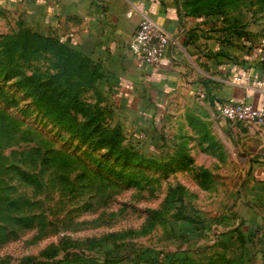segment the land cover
<instances>
[{
	"label": "rangeland",
	"instance_id": "obj_1",
	"mask_svg": "<svg viewBox=\"0 0 264 264\" xmlns=\"http://www.w3.org/2000/svg\"><path fill=\"white\" fill-rule=\"evenodd\" d=\"M175 1L264 39V0ZM83 57L0 6V264H264V184L218 111L189 97L141 115Z\"/></svg>",
	"mask_w": 264,
	"mask_h": 264
},
{
	"label": "crops",
	"instance_id": "obj_2",
	"mask_svg": "<svg viewBox=\"0 0 264 264\" xmlns=\"http://www.w3.org/2000/svg\"><path fill=\"white\" fill-rule=\"evenodd\" d=\"M0 6L20 7L29 20L41 18L105 72L99 83L123 85L121 99L135 92L141 115L156 117L166 101L189 97L218 111L221 104L248 95L264 110V39L209 32L175 0H0ZM142 13L170 38L154 69L128 49ZM227 123L250 160L251 178L264 184V125Z\"/></svg>",
	"mask_w": 264,
	"mask_h": 264
},
{
	"label": "built area",
	"instance_id": "obj_3",
	"mask_svg": "<svg viewBox=\"0 0 264 264\" xmlns=\"http://www.w3.org/2000/svg\"><path fill=\"white\" fill-rule=\"evenodd\" d=\"M169 41L167 32L154 19L142 13L128 49L139 63L154 69L163 58ZM218 113L231 124L264 125V110L255 108L248 95L241 100L221 104Z\"/></svg>",
	"mask_w": 264,
	"mask_h": 264
},
{
	"label": "trees",
	"instance_id": "obj_4",
	"mask_svg": "<svg viewBox=\"0 0 264 264\" xmlns=\"http://www.w3.org/2000/svg\"><path fill=\"white\" fill-rule=\"evenodd\" d=\"M65 43H66V45H67V42L65 41ZM81 65L83 64V65H85V67L87 66V67H89L91 64H92V60H90L87 56L84 58L83 57V59H81ZM79 67H80V65H79ZM94 68H96V66L94 65ZM98 68V67H97Z\"/></svg>",
	"mask_w": 264,
	"mask_h": 264
}]
</instances>
